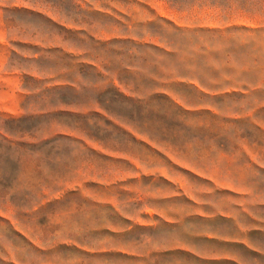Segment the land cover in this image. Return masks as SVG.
<instances>
[{
    "label": "rangeland",
    "instance_id": "1",
    "mask_svg": "<svg viewBox=\"0 0 264 264\" xmlns=\"http://www.w3.org/2000/svg\"><path fill=\"white\" fill-rule=\"evenodd\" d=\"M0 264H264V0H0Z\"/></svg>",
    "mask_w": 264,
    "mask_h": 264
}]
</instances>
